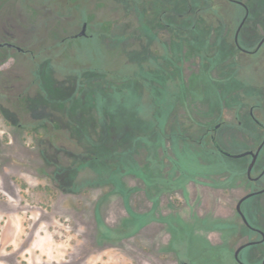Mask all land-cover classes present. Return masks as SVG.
I'll return each mask as SVG.
<instances>
[{"label": "rangeland", "instance_id": "obj_1", "mask_svg": "<svg viewBox=\"0 0 264 264\" xmlns=\"http://www.w3.org/2000/svg\"><path fill=\"white\" fill-rule=\"evenodd\" d=\"M246 1L250 8L255 6V12L256 0ZM119 4L118 0H0V39L28 49L22 53L15 48H0V264H180L175 252L163 249L171 236L164 226L160 232L152 228L150 233L138 232L112 247L99 246L94 212H102L107 224L114 218L120 221L126 212L123 199L111 195L100 202L105 189L94 187L88 168L74 169L76 164L68 156L73 151L83 154L81 144L89 143L87 133L95 125L103 135L107 131L124 133V143L128 144L125 153L133 158L127 168L132 164L136 167L142 155L132 148L137 144L135 139L155 135L154 123L162 122L168 105L183 96L181 83H173L164 71H153L159 62L150 54L147 39L130 35L121 26H113L110 34L105 25L108 7L113 16ZM260 4L264 7V0ZM217 13L230 23L231 30L242 8L224 2ZM83 22L90 36L74 37ZM254 23L264 30L262 18L250 21L246 28ZM174 44L176 55L180 48ZM262 57L264 46L251 56L252 64L241 59V69L232 78L237 94L244 97L246 93L252 100L261 95ZM184 74L186 80L187 71ZM56 117L58 128L52 125ZM95 136L99 138L100 134ZM233 145L236 149L244 146L240 141ZM60 146L66 151L56 152ZM42 150L51 163H61L60 172L55 173L54 165L45 164ZM132 153H136L134 157ZM188 154L189 174L207 168L238 167L233 161L199 166ZM44 167L45 173L40 174L39 168ZM19 180L28 187L22 189ZM39 184L54 189L55 197L36 190ZM144 194L140 191L131 196L129 202L136 210L143 204V208L150 205ZM189 197L180 191L163 194L155 216L187 213L188 220L198 223L208 213L218 220V207L223 210L227 204ZM262 198L258 194L242 202V211L250 222L252 207L264 210ZM188 208L196 211L190 218ZM223 213L230 220L231 212ZM110 214H114L111 220ZM181 228L187 235V227ZM196 228L199 239L204 235L211 242L219 241V232ZM195 242L192 254L200 256L204 245ZM188 264L219 263L203 257Z\"/></svg>", "mask_w": 264, "mask_h": 264}, {"label": "flooded vegetation", "instance_id": "obj_2", "mask_svg": "<svg viewBox=\"0 0 264 264\" xmlns=\"http://www.w3.org/2000/svg\"><path fill=\"white\" fill-rule=\"evenodd\" d=\"M118 1L120 4L115 15L111 16L112 10L108 7L109 20L105 25L110 34L113 26H121L130 35H141L147 39L150 54L159 62L153 71H164L173 83H178V86L181 83L184 89L183 96L168 105L165 119L154 123L155 135L135 139L137 144L132 148H137L142 155V161L136 162V167L132 164V168H127L133 158L125 153L128 144L124 143V133L110 134L107 131L103 135L104 132L97 131L100 128L95 125L91 127V134L87 133L89 143L81 144L83 154L75 151H70L74 155L68 154L76 164L74 169L80 166L88 168L92 175L90 183L105 189L100 202L111 195L123 199L126 212L120 221L114 218L107 224L102 212H94L96 230L100 233L99 246L112 247L138 232L150 233L151 228L160 232L164 226L171 236L163 249L175 252L180 264L199 262L203 257L219 264H264V210L252 207V222L242 211V202L258 194L263 195L261 207H264V73L260 83L262 93L253 96V100L246 93L244 97L237 94L233 82V75L241 69H238L241 59L252 64L251 56L264 46L263 26L254 23L252 28H246L250 21L264 19L261 0H256L255 12V6L250 8L246 0ZM224 2H232L242 8L241 17L231 30L230 23L217 13ZM76 34L73 36H90L87 32L83 36ZM174 41L180 48L176 55L172 48ZM8 43L0 39V48L9 47ZM11 44L9 48L22 53L28 51ZM260 62L264 64L263 57ZM57 119L52 124L55 128H58ZM96 133L100 134L99 138ZM237 141L244 146L236 149L233 144ZM55 149L56 152L66 151L63 146ZM40 153L45 164L54 165L55 173L61 171L60 162L51 163L45 150ZM188 153L192 162L199 166H210L208 164L213 161H233L238 167L235 170L228 166L207 168L189 174ZM39 169L40 174H44L46 167ZM27 187L26 184L24 189ZM35 189L53 198L56 195V191L47 184H39ZM140 191L145 193L150 205L143 208L142 203L136 210L129 200L133 193ZM176 191L184 197L187 195V198L192 196L194 200L204 197L226 201L227 204L223 210L218 207V220L206 213L198 223H193L190 215H195L194 208L187 209L189 220L187 213L184 216L174 213L155 216L159 197ZM224 211L231 212L230 220L224 218ZM110 216L111 220L114 214ZM181 225L187 227V235L181 231ZM196 226L201 231L219 232V241L211 242L204 235L199 239ZM249 231L254 234L250 235ZM193 239L204 245L200 256L192 254Z\"/></svg>", "mask_w": 264, "mask_h": 264}, {"label": "water", "instance_id": "obj_3", "mask_svg": "<svg viewBox=\"0 0 264 264\" xmlns=\"http://www.w3.org/2000/svg\"><path fill=\"white\" fill-rule=\"evenodd\" d=\"M86 27H87V23L84 22V23L82 24V26H81V30L76 34V36H83V35H85V34H86ZM7 45H8L9 47L12 46L11 43H8ZM16 48L19 49V50L21 49V47H19V46H16Z\"/></svg>", "mask_w": 264, "mask_h": 264}, {"label": "trees", "instance_id": "obj_4", "mask_svg": "<svg viewBox=\"0 0 264 264\" xmlns=\"http://www.w3.org/2000/svg\"><path fill=\"white\" fill-rule=\"evenodd\" d=\"M28 131H29V132H32L30 129H28ZM18 182L20 183V187H21L22 189L25 188V185H26V184H25L23 181L19 180Z\"/></svg>", "mask_w": 264, "mask_h": 264}]
</instances>
